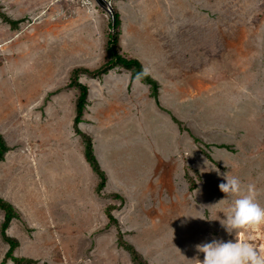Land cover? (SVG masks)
Wrapping results in <instances>:
<instances>
[{"label": "rangeland", "instance_id": "1", "mask_svg": "<svg viewBox=\"0 0 264 264\" xmlns=\"http://www.w3.org/2000/svg\"><path fill=\"white\" fill-rule=\"evenodd\" d=\"M107 1L109 10L96 0L51 1L40 6L42 17L24 15L36 1L0 0V129L13 148V178L4 172L2 183L9 197L25 200L28 218L38 225L29 228L25 215L13 224L20 256L30 254L35 264H133L119 246L121 232L148 264H198L204 254L196 245L237 238L221 224L237 198L219 190L223 174L240 179L241 195L255 184L264 207V0H188V7ZM115 9L120 53L146 60L166 93L160 105L151 88L133 97L132 82L124 85L128 74L119 68L101 78L81 74L91 91L81 127L107 167L108 184L99 194V178L78 154V90L69 83L75 68L95 70L107 62ZM159 11L168 32L157 37L149 30H156ZM1 14L20 20L18 28ZM143 15L153 26L137 33L132 26ZM58 142L66 160L52 166L44 153ZM32 164L46 167L44 182L31 173ZM44 191L52 231L40 218ZM109 205L119 206L112 213L120 227L110 224ZM3 212L0 262L9 250ZM247 235L264 246V226Z\"/></svg>", "mask_w": 264, "mask_h": 264}, {"label": "trees", "instance_id": "2", "mask_svg": "<svg viewBox=\"0 0 264 264\" xmlns=\"http://www.w3.org/2000/svg\"><path fill=\"white\" fill-rule=\"evenodd\" d=\"M5 23H8L13 30H16L21 23L20 20L11 19L6 14H1ZM109 39L106 45V54L108 60L100 68L95 70H89L86 68H75L72 71L69 87L77 88L79 95L76 100V115L73 122V128L77 136L82 140L84 146V155L86 161L91 166L93 172L98 176L99 183L96 188L99 194L103 193L108 181L106 172L101 168L98 159L94 152V143L92 135L89 132L83 131L80 128V124L83 122L85 110L89 105V87L79 81L81 74H87L93 78H101L105 74H108L113 69H124L131 73L132 80H141L151 88V96L159 102V83L153 79L143 68L142 63L136 58H128L120 53V36H121V16L115 9L113 13V20L110 24ZM11 148L8 146L3 135L0 133V162L5 159V154L9 152ZM113 197H119L118 193H114ZM119 207V206H118ZM117 206L109 205L106 208V213L109 218L110 224H116L120 227L119 221L114 217L113 211L118 209ZM0 210L4 211V221L1 225V235L3 240L9 245V250L6 253L4 259L0 264H7L8 261H12L15 264H35V260L25 257H16L14 252L20 246L19 241L8 235L7 230L14 219H22L21 213L11 203L7 202L0 193ZM119 246L126 250L130 255L133 264H148L143 255L135 248L134 245L124 239V235L119 232L118 235Z\"/></svg>", "mask_w": 264, "mask_h": 264}, {"label": "crops", "instance_id": "3", "mask_svg": "<svg viewBox=\"0 0 264 264\" xmlns=\"http://www.w3.org/2000/svg\"><path fill=\"white\" fill-rule=\"evenodd\" d=\"M17 1H22V0H17ZM32 1H36V4H34V3H31V5H29L28 7H27V9L25 10V14L24 15H27V14H35V15H37V16H42V17H44V12H45V8H42V7H45L46 6V3L48 4L49 2H51V1H58V0H32ZM169 2L173 5V6H176V5H180V6H186V7H188V5H189V1L188 0H169ZM143 5L142 6H145L144 5V0H143V3H142ZM42 5V7H40ZM140 7V6H139ZM159 14H157V17H159L158 18V22H157V24H155V27H156V30H149L153 25H151V23L153 22L152 21V19L151 18H149L150 16L149 15H146V16H141V17H139V20H137L136 21V23H134V25L132 26L133 27V29L134 30H136L137 31V33H142L143 31L144 32H146V30H149V32L150 33H152V35H153V33H154V31H155V33H157V37H159L160 36V34H163L164 35V33L165 34H167V32H168V30H166L165 28H164V20H160L161 19V16L163 15V13H165V12H162V11H159L158 12ZM161 13V14H160ZM170 14L172 13L171 11L169 12ZM23 15V16H24ZM161 15V16H160ZM22 17V16H21ZM19 18V17H18ZM18 18H16V19H18ZM162 27H163V29L164 30H166V31H163V29H162ZM170 30V29H169ZM172 31H174V27H173V25H172ZM171 31V32H172ZM160 52H161V50H160ZM122 54V53H121ZM122 55H124V54H122ZM125 56V55H124ZM156 56L158 57V60H160V62H163L164 60H163V56L161 55V53H159V54H156ZM125 57H128V58H135V57H131V56H125ZM137 59V58H136ZM138 60L142 63V65H143V68H144V70L153 78V79H155L158 83H159V85L160 84H162L161 83V80L159 79V77L155 74V73H153V71H152V69H151V66H148V63L146 62V60H143V59H141L140 57H138ZM155 60H156V58H155ZM122 70V69H121ZM124 70V69H123ZM124 71H126L127 72V74L128 75H126L125 76V78H127V79H125V83H124V85L126 84V86H129V84L128 83H130V82H132V85H131V95L133 96V97H135V96H140L141 95V93L142 94H144L145 92L146 93H149V90H150V86L149 85H147V84H145V83H143L141 80H132L131 79V73L129 72V71H127V70H124ZM157 72H159L158 70H156V73ZM161 72V71H160ZM159 72V73H160ZM158 74V73H157ZM108 76V75H107ZM106 77V76H105ZM82 78H83V76H81L80 75V77H79V81L80 82H82ZM173 87H175V88H177V85H174ZM123 88H126L125 86H123ZM128 88V87H127ZM71 89H75V88H71ZM77 89V88H76ZM78 90V89H77ZM163 88H159V99L162 101V98H164V95H162L163 93L165 94L166 92L164 91L163 92ZM145 91V92H144ZM181 91V90H180ZM172 92L173 91H169V93H170V95H172ZM125 93V92H124ZM150 94H151V90H150ZM176 94V93H175ZM78 95H79V90H78ZM90 96H91V91H90V88H89V103H90ZM78 97V96H77ZM147 98H149V96H147ZM140 99V100H139ZM138 99V103H140L141 102V98H139ZM77 100V99H76ZM76 100H75V108H76ZM160 101V102H161ZM162 103V102H161ZM166 106L167 108H170V107H172V104H162L161 106ZM87 107H89V105L87 106ZM102 107V105H100V108ZM138 107H140L139 105H137V107L136 108H138ZM130 108H131V106H130ZM165 109V108H164ZM164 109H160L162 112H166V110H164ZM138 110V109H137ZM85 115V114H84ZM75 118V117H74ZM85 116L83 117V122L80 124V128L82 129V127H81V125H85ZM173 120V119H172ZM173 122H174V120H173ZM175 123V122H174ZM83 130V129H82ZM84 131V130H83ZM86 132H89V131H86ZM0 133L3 135V137H4V139H5V137L6 136H4V133L1 131V129H0ZM90 133V132H89ZM76 135V134H75ZM78 138H79V140L81 141V143H82V140H81V138L78 136ZM6 140V142H7V144H8V146L11 148V150L9 151V152H7L6 154H5V159L3 160V161H1L0 162V193H1V196L7 201V202H9V203H11L13 206H15V208L21 213V215H22V219H14L12 222H11V224H10V226H9V228H8V230H7V233H8V235L9 236H11V237H14V238H16L15 236V233L13 232V224H15V222H21L22 220H24L25 219V217H24V215L26 216V219H27V221L29 222V228L31 227V228H38V225H36L35 224V221H32L31 219H29L28 218V214H30V212H29V210H28V207L26 206V204H25V200L23 201V203H18L17 202V199L13 196V194L12 195H10V197L8 196L9 194H6V192H5V187H4V185H3V183H2V180H3V173L4 172H8L9 173V175L13 178V148H12V145L10 144V142L8 143V141H7V139H5ZM77 140V139H76ZM53 141H56V139L54 140L53 139ZM58 141V140H57ZM76 144H77V142H76ZM82 145H83V143H82ZM49 146V147H48ZM47 146V150H46V152L44 153V154H46V159H47V161L49 160L50 161V164L53 166V165H55V163L57 162V160H66V157H65V154H64V151L66 150L65 149V146H63V144H59V142L58 143H56L55 145H53V146H50V145H48ZM79 147H81L80 145H78ZM81 152V148H79V150H78V154H79V157L81 158V162L82 163H84V165H86V166H88V168L93 172V170H92V168H91V166L89 165V163L86 161V158H85V155H84V146H83V153H80ZM94 152H95V144H94ZM96 155V154H95ZM96 157H98L97 159H98V162H99V160L101 161V158H99V156H96ZM102 163V162H101ZM31 164V163H30ZM99 164H100V162H99ZM42 166V168H40V169H38V170H34V169H36L37 168V166H34L33 164H32V167H31V173H33V174H35V172L36 173H38V175L39 176H41V178H42V172H40L41 171V169H43V171H44V173H46V167L45 166H43V165H41ZM100 166H101V164H100ZM36 167V168H35ZM40 167V166H39ZM101 168L105 171L106 169H107V167L106 166H104V164L102 163V166H101ZM106 172V174H107V170L105 171ZM94 173V172H93ZM41 174V175H40ZM95 174V173H94ZM98 177V176H97ZM107 177H108V174H107ZM41 182H44V178H42L41 179ZM98 183H99V181L97 182V185H96V188H97V186H98ZM107 184H108V181H107ZM10 186H12L11 187V189H10V191L12 190L13 191V179H12V181H11V184H10ZM107 186V185H106ZM19 188V185H17L16 186V189H18ZM106 188V187H105ZM38 191H39V189H38ZM96 192H97V190H96ZM47 193H45V191L43 192V194H41V204L44 206L43 207V210L41 211V213H42V216L40 217L41 218V221H42V227H49L50 226V231H52V226H53V224H52V220H53V216H52V214H51V211H50V209L49 210H46L47 209V205H48V201L49 200H47V198L46 197H48L47 195H46ZM42 196H44L43 198H42ZM32 197L30 196V195H28V198H27V201L29 200V199H31ZM32 200H33V198H32ZM34 200H35V198H34ZM40 204V203H39ZM1 211V210H0ZM3 212V211H2ZM4 213V212H3ZM4 216H5V214H4ZM31 221V222H30ZM17 239V238H16ZM18 240V239H17ZM19 241V240H18ZM19 243H20V241H19ZM20 248V246L15 250V252H14V254H15V256L16 257H18V256H23V254H20V250L21 249H19ZM16 253H18L19 255H17ZM20 256V257H21ZM25 256V255H24ZM29 256H30V254H29ZM29 256H26L25 258H27V257H29ZM31 257V256H30ZM29 257V258H30Z\"/></svg>", "mask_w": 264, "mask_h": 264}, {"label": "clouds", "instance_id": "4", "mask_svg": "<svg viewBox=\"0 0 264 264\" xmlns=\"http://www.w3.org/2000/svg\"><path fill=\"white\" fill-rule=\"evenodd\" d=\"M218 171V170H217ZM226 182L219 184V190L227 196H236L232 206L221 221L229 234L235 232L236 240L227 242L213 240L196 245L204 254L198 264H264V246H259L251 235L245 233L254 227L264 226V207L257 202L258 190L255 184H248L241 195V181L238 177L223 174Z\"/></svg>", "mask_w": 264, "mask_h": 264}, {"label": "water", "instance_id": "5", "mask_svg": "<svg viewBox=\"0 0 264 264\" xmlns=\"http://www.w3.org/2000/svg\"><path fill=\"white\" fill-rule=\"evenodd\" d=\"M99 5H101L103 8L109 10L111 9V5L107 0H96Z\"/></svg>", "mask_w": 264, "mask_h": 264}]
</instances>
